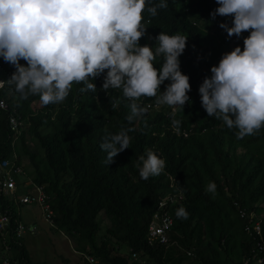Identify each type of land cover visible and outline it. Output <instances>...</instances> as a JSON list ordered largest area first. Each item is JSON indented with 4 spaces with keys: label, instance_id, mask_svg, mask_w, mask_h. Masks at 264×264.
<instances>
[{
    "label": "trees",
    "instance_id": "1",
    "mask_svg": "<svg viewBox=\"0 0 264 264\" xmlns=\"http://www.w3.org/2000/svg\"><path fill=\"white\" fill-rule=\"evenodd\" d=\"M159 2L146 0L142 27L147 30L140 44L155 50L154 38L161 32L188 38L179 59L181 71L189 76L190 102L175 118L181 121V131L191 133L184 136L173 129L167 105L146 111L129 124L130 102L123 98L122 89L105 92L103 75L92 81L97 86L95 93H82L79 89L83 85L73 84L69 96L58 104L45 106L39 96L21 99L6 83L15 68L0 57V78L4 81L0 100L8 103L7 109L0 108V161L12 159L19 165L24 157L30 161L34 181L45 184L51 195L54 227L78 241L84 264H91L87 256L100 264H256L264 252L258 251L257 237L245 226L252 213L262 211L264 233V127L237 139V129L208 117L199 93L211 67L218 65L223 53L231 51L223 46L224 29L220 27L223 22L230 24L231 18L212 19L216 0H167L168 7L157 9L153 17L147 8ZM249 34L235 36L233 49L243 48V39ZM163 62V56L157 55L154 66L159 68ZM170 82L165 81L160 91ZM117 101L118 107L113 109L112 103ZM146 101L156 98L144 97ZM11 114L29 123L16 143ZM129 127L135 129L129 132V148L107 165V153L100 148L104 136ZM28 140L36 147H30ZM146 149L166 161L163 172L148 180L140 177L137 168ZM213 181L215 194L206 191V185ZM170 192L184 194L182 202L171 207V238L181 247H153L147 242L148 225L158 201ZM235 201L246 210V217L240 216ZM181 207L187 211V219L177 217ZM101 212L110 221L102 235ZM13 216H19L16 208ZM125 248L129 250L122 253ZM130 250L147 256V261L133 259ZM13 251L18 264H48L33 262L25 245H16Z\"/></svg>",
    "mask_w": 264,
    "mask_h": 264
},
{
    "label": "clouds",
    "instance_id": "2",
    "mask_svg": "<svg viewBox=\"0 0 264 264\" xmlns=\"http://www.w3.org/2000/svg\"><path fill=\"white\" fill-rule=\"evenodd\" d=\"M216 3L218 7L210 15L213 20L217 16L231 18L230 24H220L229 38L250 34L244 37L243 48L236 46L224 53L218 65L211 67V75L199 87L201 104L208 117L214 116L229 129H237L236 138L243 139L264 127V0ZM167 7V0H160L147 11L154 17L157 9ZM145 8L146 0H0V57L15 68L7 85L14 87L21 99L39 96L47 106L63 102L73 84L83 85L79 89L82 93H95L97 86L92 81L103 75V90L122 89L123 98L130 102L126 117L129 124L146 111L167 105L171 107L173 129L184 134L187 130L179 129L181 121L175 117L190 102L189 76L181 71L179 59L188 38L161 32L154 38L155 50L147 44L142 46L140 40L147 30L142 27ZM157 55L164 60L159 68L154 66ZM22 60L26 63L21 64ZM0 80L1 89L4 81ZM165 81L171 82L161 92ZM144 97H155L156 101L144 102ZM118 104L119 101L112 103L113 109ZM28 125L24 121L22 130ZM134 130L129 127L115 134L106 133L100 144L107 153L104 163L110 165L129 148V132ZM22 132L14 133L13 143ZM165 165L166 161L154 150L146 149L137 168L140 177L148 180L159 176ZM29 179L34 181V176ZM41 185L47 190L45 184ZM206 191L215 194L214 181L206 185ZM176 215L188 218L183 207L177 209ZM19 218L22 220L21 213ZM36 227L31 231L35 232ZM22 243L25 245L24 238Z\"/></svg>",
    "mask_w": 264,
    "mask_h": 264
},
{
    "label": "built area",
    "instance_id": "3",
    "mask_svg": "<svg viewBox=\"0 0 264 264\" xmlns=\"http://www.w3.org/2000/svg\"><path fill=\"white\" fill-rule=\"evenodd\" d=\"M0 108L7 109L8 103L0 100ZM10 125L14 132L18 135L22 131L24 121L16 116L10 115ZM187 136L188 132L183 131ZM17 137V136H16ZM22 166L17 164L16 160L3 159L0 161V253L1 264H18L19 260L12 257V250L16 245L22 246L23 238L27 226L20 220L22 205H40L44 218L54 223V208L51 196L47 192L44 185L38 184L33 180L22 181L19 176L24 174ZM184 199L181 192L169 193L158 201V207L153 213L148 225L147 242L151 246L164 245L166 249L170 246L181 247L177 240H172L171 231L174 225V219L171 215V207L179 204ZM235 207L241 217H246L247 212L241 205L235 201ZM16 208L19 216L13 218V210ZM35 225L29 227L32 231ZM251 235L257 237L256 247L259 252H264V233L261 217L252 213L245 226ZM188 255H193L192 250L185 249ZM131 251L132 258L141 262L147 261V256H141V253ZM91 264H100L98 259L87 256ZM249 259L246 260V263ZM264 257L261 256L256 264H263Z\"/></svg>",
    "mask_w": 264,
    "mask_h": 264
},
{
    "label": "rangeland",
    "instance_id": "4",
    "mask_svg": "<svg viewBox=\"0 0 264 264\" xmlns=\"http://www.w3.org/2000/svg\"><path fill=\"white\" fill-rule=\"evenodd\" d=\"M222 34L224 48L233 50L232 41L235 36L229 38L225 30H223ZM27 137H29V135H27ZM18 144L19 142H17L15 147L16 150ZM28 145L30 147H36L35 143L30 140H28ZM40 150L42 151L41 148ZM21 165L25 173L20 175V178L22 181H27L29 177L34 176V167L26 157L21 161ZM262 214V211L257 213L259 216H262ZM21 216L22 222L27 226L24 235V244L33 262H46L48 264H84L83 252L77 250L81 247H79L78 241L65 231L53 227L51 222L44 218L40 205H22ZM34 220L37 221V227L36 231L32 232L28 227ZM98 221L100 223V233L102 235L106 233L110 221L103 212L99 213ZM127 250L129 249L125 248L122 253H126Z\"/></svg>",
    "mask_w": 264,
    "mask_h": 264
},
{
    "label": "crops",
    "instance_id": "5",
    "mask_svg": "<svg viewBox=\"0 0 264 264\" xmlns=\"http://www.w3.org/2000/svg\"><path fill=\"white\" fill-rule=\"evenodd\" d=\"M31 223H32V224H35V223L37 224V221H35V220H34V221H33V222H31ZM13 254H14V253H13Z\"/></svg>",
    "mask_w": 264,
    "mask_h": 264
},
{
    "label": "bare ground",
    "instance_id": "6",
    "mask_svg": "<svg viewBox=\"0 0 264 264\" xmlns=\"http://www.w3.org/2000/svg\"><path fill=\"white\" fill-rule=\"evenodd\" d=\"M1 81V80H0ZM1 84H2V82H1ZM1 84H0V86H1Z\"/></svg>",
    "mask_w": 264,
    "mask_h": 264
}]
</instances>
